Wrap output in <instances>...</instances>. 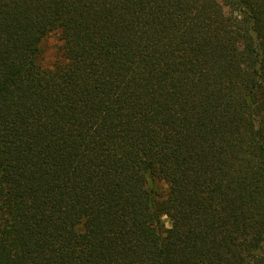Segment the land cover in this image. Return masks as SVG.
Returning a JSON list of instances; mask_svg holds the SVG:
<instances>
[{"label":"trees","instance_id":"1","mask_svg":"<svg viewBox=\"0 0 264 264\" xmlns=\"http://www.w3.org/2000/svg\"><path fill=\"white\" fill-rule=\"evenodd\" d=\"M0 264H264V0H0Z\"/></svg>","mask_w":264,"mask_h":264},{"label":"rangeland","instance_id":"2","mask_svg":"<svg viewBox=\"0 0 264 264\" xmlns=\"http://www.w3.org/2000/svg\"><path fill=\"white\" fill-rule=\"evenodd\" d=\"M60 41L58 35L52 33L48 35L41 45V61L46 66H52L60 52ZM167 226H170V221L166 219Z\"/></svg>","mask_w":264,"mask_h":264}]
</instances>
